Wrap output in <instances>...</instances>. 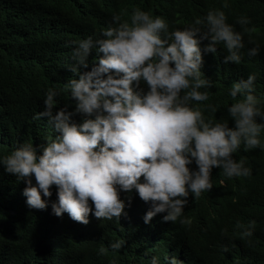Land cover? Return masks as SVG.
<instances>
[{
    "label": "clouds",
    "instance_id": "obj_1",
    "mask_svg": "<svg viewBox=\"0 0 264 264\" xmlns=\"http://www.w3.org/2000/svg\"><path fill=\"white\" fill-rule=\"evenodd\" d=\"M222 7H228L227 0ZM236 23L243 31L227 22L223 10L213 8L203 18L169 30L163 17L137 7L127 20L114 16L99 37L73 41L68 65L73 75L64 87L74 107H57L60 92L48 87L43 109L33 119L46 118L55 136L43 144L20 142L0 155L3 172L24 182L26 205L37 210L50 205L57 217L67 213L87 224L90 212L106 220L126 215L131 197L121 198V193L135 190L150 205L144 223L164 213L162 221L184 224L189 195L198 198L211 190L214 168L226 178L249 177L251 169L233 153L241 145L245 151L264 150L256 74L234 81L227 90L233 101L226 108L231 126L204 114L215 113L216 105H197L209 100L212 87L202 73L207 53L216 54L222 45L224 64L241 62L250 18L242 15ZM259 47L249 48L247 55L256 56ZM53 186L56 199L50 201ZM254 223L237 224L242 239L253 235ZM123 243L115 240L107 247L118 251ZM106 251L101 245L98 254ZM165 260L184 264L176 255ZM149 264H160L159 258L152 256Z\"/></svg>",
    "mask_w": 264,
    "mask_h": 264
},
{
    "label": "trees",
    "instance_id": "obj_2",
    "mask_svg": "<svg viewBox=\"0 0 264 264\" xmlns=\"http://www.w3.org/2000/svg\"><path fill=\"white\" fill-rule=\"evenodd\" d=\"M223 3L0 0V155L8 154L20 142L43 144L55 136L46 118L33 117L43 109L48 87L60 92L57 107H74L64 87L73 75L68 69L73 62L72 42L90 35L99 37L114 16L127 20L137 7L163 17L169 30L203 18L213 8L223 10L227 22L237 31H243L237 18L249 17L239 64L222 62L226 54L222 45L217 46L216 54L205 56L207 64L202 73L212 81V87L208 89L209 100L197 105H216L215 113L205 110L204 114L213 120L226 119L231 126L226 108L233 101L227 90L234 81L255 73L254 94L264 109V0H227L226 8ZM257 44L258 54L249 57L247 50ZM92 56L88 58L89 68L95 58ZM260 138L264 142L262 133ZM233 157L243 160L251 175L226 178L214 168L211 190L198 198L189 195L184 224L179 219L162 221L164 213L144 223L142 217L150 205L135 190L121 193V198L130 196L131 203L119 219H99L90 212L88 223L83 224L67 213L57 217L50 205L44 210L29 208L21 194L24 182H17L0 168V264H149L152 256L158 257L160 264H167L165 257L172 255L184 264H264V150L258 147L245 151L241 145ZM48 199H56L54 186ZM249 221L255 222L253 235L242 239L237 224L247 227ZM115 240L124 242L118 251L107 247ZM101 245L107 249L104 254H98Z\"/></svg>",
    "mask_w": 264,
    "mask_h": 264
}]
</instances>
